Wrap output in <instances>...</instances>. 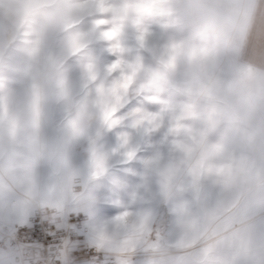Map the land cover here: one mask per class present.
Listing matches in <instances>:
<instances>
[{
    "label": "rangeland",
    "instance_id": "rangeland-1",
    "mask_svg": "<svg viewBox=\"0 0 264 264\" xmlns=\"http://www.w3.org/2000/svg\"><path fill=\"white\" fill-rule=\"evenodd\" d=\"M251 3L0 0V229L58 197L103 264H264Z\"/></svg>",
    "mask_w": 264,
    "mask_h": 264
},
{
    "label": "built area",
    "instance_id": "built-area-1",
    "mask_svg": "<svg viewBox=\"0 0 264 264\" xmlns=\"http://www.w3.org/2000/svg\"><path fill=\"white\" fill-rule=\"evenodd\" d=\"M86 220L81 210L62 212L53 205H38L22 224L0 229V253L11 259L1 264H61L64 251L71 263L103 264L104 253L81 238Z\"/></svg>",
    "mask_w": 264,
    "mask_h": 264
},
{
    "label": "crops",
    "instance_id": "crops-1",
    "mask_svg": "<svg viewBox=\"0 0 264 264\" xmlns=\"http://www.w3.org/2000/svg\"><path fill=\"white\" fill-rule=\"evenodd\" d=\"M250 1L252 2L251 22L249 24V29H248L249 32L246 39L244 55L249 64L262 66L264 68V0H250ZM20 129L21 128L14 127L8 130V128L5 127L2 122H0V144H3L5 141H12V140L14 141L17 140L18 142V140L22 139V137L26 135L29 136L30 132L28 130H24V131L22 130L23 132H21L19 131ZM18 165H20V163H18ZM10 170H11L10 176L13 175V178L15 176L20 177L22 175L16 164L14 165V168H10ZM6 171L8 172V170ZM2 174L3 172L1 173L0 170V178L3 179ZM14 183H15V190L19 192L20 189L18 182L15 180ZM54 199L58 201V206L55 207L59 209H63L64 205L62 204L63 203L62 200H60L58 197ZM3 259L5 260H3L4 262L2 263L10 262L11 260L10 258H4V257Z\"/></svg>",
    "mask_w": 264,
    "mask_h": 264
},
{
    "label": "clouds",
    "instance_id": "clouds-1",
    "mask_svg": "<svg viewBox=\"0 0 264 264\" xmlns=\"http://www.w3.org/2000/svg\"><path fill=\"white\" fill-rule=\"evenodd\" d=\"M54 77L59 79L60 77V73L57 71L55 72L54 74ZM75 119L80 123V124H84L85 123V117H84V114L83 112H78Z\"/></svg>",
    "mask_w": 264,
    "mask_h": 264
}]
</instances>
